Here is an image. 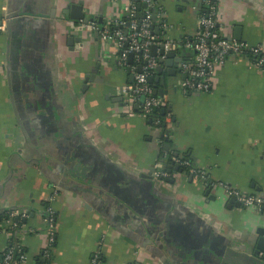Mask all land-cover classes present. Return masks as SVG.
Returning <instances> with one entry per match:
<instances>
[{
  "label": "crops",
  "instance_id": "0c3cea01",
  "mask_svg": "<svg viewBox=\"0 0 264 264\" xmlns=\"http://www.w3.org/2000/svg\"><path fill=\"white\" fill-rule=\"evenodd\" d=\"M157 1L175 40L195 33L210 2L222 35L264 42V0ZM78 2L87 19L104 23L137 3L0 0L2 19L20 13L10 35L0 30V250L19 244L27 264H39L46 206L55 212L51 264H88L98 247L103 264H216L213 253L252 250L264 209L235 206L222 187L187 171L163 181L145 176L169 151L205 168L212 181L262 193L264 70L228 58L211 91L190 93L179 54L174 72L164 57L152 84L171 113L168 150L163 128L127 104L122 87L132 74L117 49L63 12ZM19 210L27 212L20 226L8 224V212Z\"/></svg>",
  "mask_w": 264,
  "mask_h": 264
},
{
  "label": "built area",
  "instance_id": "2783aa9c",
  "mask_svg": "<svg viewBox=\"0 0 264 264\" xmlns=\"http://www.w3.org/2000/svg\"><path fill=\"white\" fill-rule=\"evenodd\" d=\"M145 6L139 12L136 4L128 3L123 7V14L115 20L104 23L102 27L96 21L89 20L86 23L78 21L79 29L95 31L103 42L112 44L118 51V63L123 67H128L133 80L130 84L122 87V92L128 102L136 105L139 115L144 117L153 116L154 112L167 107L166 98L159 97L154 93V86L149 80L154 76L160 61L166 57L170 51L179 54L180 60L177 65L183 74V89L190 93L209 92L214 87L216 70L222 66L228 58L247 59L251 66L264 70V42L249 44L245 41L229 39L219 32L217 25V7L214 3L208 2L203 7L197 19V29L189 37L175 40L169 36L172 30L171 24L165 17V11L157 0H139ZM138 14V16H136ZM155 14V21L152 19ZM122 17L126 19L123 20ZM111 23L116 25L111 27ZM155 28L158 31H155ZM5 29V20L0 23V30ZM163 50L161 56L151 53V47ZM182 46L191 52L185 58L178 53V48ZM132 54V62H127L128 55ZM254 56V58H251ZM162 58V59H161ZM141 70H138V67ZM128 107V105H127ZM128 113L132 114V109L128 108ZM170 111L164 112L163 122L165 126L170 123ZM152 123H160L156 116H153ZM174 165L185 167L195 179L205 181L208 185H218L222 187L227 196L234 197L236 201L244 207H253L257 211L264 209V191L262 193H245L239 189L221 181H212L208 171L195 165L192 161L181 157H172ZM150 175L155 180H167L173 175L165 169L164 162H157L151 170ZM51 195L50 199H53ZM46 232L45 245L41 251L42 261L39 264H51L52 247L54 244V223L55 212L51 206L45 207ZM6 222L9 224L13 217L17 219L13 226H20L19 221L27 217L26 211L8 212ZM102 240V239H101ZM28 257L21 245L10 246L0 250V264H27ZM88 264H103L102 250L98 247L91 255Z\"/></svg>",
  "mask_w": 264,
  "mask_h": 264
},
{
  "label": "water",
  "instance_id": "95a60500",
  "mask_svg": "<svg viewBox=\"0 0 264 264\" xmlns=\"http://www.w3.org/2000/svg\"><path fill=\"white\" fill-rule=\"evenodd\" d=\"M137 1V7H144L145 4L144 3H141L139 0H136ZM211 1H215V0H211ZM68 9H70V11H67V9H65L63 12L65 14L70 13V15L67 16V18L71 17V19H73L74 21H83V22H87L89 20H94V18H96V16L93 18V19H87L85 17V13L83 12L82 10V4L81 2H78V3H71L67 6ZM21 12V11H20ZM20 13L16 14V13H11L10 11H7L5 13V28H6V31L7 33H11V28H12V21L19 16ZM139 16L140 13H139ZM152 19L155 21V14H153L152 16ZM1 20H2V15H0V23H1ZM97 23L99 24L100 27H102L104 25V22H103V19L102 17H98L97 18ZM155 31L157 32L158 29L155 28ZM239 34V33H238ZM229 39H232L231 37H228ZM234 38H237V39H240L241 37L239 35H237V33L235 34ZM155 50H156V46H152L151 47V53L152 54H155ZM161 53H163V50L161 51ZM167 57H168V60L166 61V65H168L170 67V70H172V72H174V68H173V62H174V59H175V52L174 51H170L168 52L167 54ZM132 54L130 53L128 55V61L129 63L132 62ZM161 63V61H160ZM138 70H141V67L139 66L138 67ZM162 70V66L159 65L157 67V71H161ZM89 77H85L84 79V84L87 83V80H88ZM156 79L158 78L157 76H152L150 77V81H152L153 79ZM160 80L162 81L163 83V77H159ZM131 79L133 80V77L131 75ZM154 93H156V91L154 90ZM162 112L164 113L165 110L163 109ZM167 135L164 136V133H162V138L164 137V140H165V148H167L168 150L170 149L171 147V144H170V139H169V134H170V130L169 129H166V132H165ZM175 157L178 156V153H175L174 154ZM77 166H79L77 164ZM179 168V166L175 165V169ZM74 170H77V167L75 166L69 173L72 175V176H76V174H72ZM179 172H182V170H179ZM69 174V175H70ZM146 178L148 179H153L151 177V175L149 176H145ZM158 181V180H157ZM171 181V179H170ZM230 202L233 203L235 206H239L240 204L236 201V199L234 197H232L230 199ZM17 218L16 217H13L12 218V221H15ZM256 239H255V242L253 243L252 245V250H251V247H245L243 246V248H236L235 250L231 249V248H227L226 250H224V252H218V253H213L212 256L215 258L214 261L216 264H227L229 262H236L237 264H264L263 263V260H264V255L260 258H258L259 256V251H264V229L263 228H258L256 230ZM250 245V246H251ZM231 258V259H230Z\"/></svg>",
  "mask_w": 264,
  "mask_h": 264
},
{
  "label": "trees",
  "instance_id": "16d2710c",
  "mask_svg": "<svg viewBox=\"0 0 264 264\" xmlns=\"http://www.w3.org/2000/svg\"><path fill=\"white\" fill-rule=\"evenodd\" d=\"M142 8H143L142 6L141 7H137V4H136V9H137L138 14L142 10ZM203 11H204L203 8H201L200 12H203ZM138 14L136 16H138ZM122 19L125 20L126 18L125 17H122ZM93 21H96V20H93ZM111 27L112 28H115L116 25H113V23H111ZM187 52H189V51L185 50V48H183L182 46H180L178 48V53H181L183 55H186ZM251 58H254V56H252ZM127 62H129V61L127 60ZM156 73L154 72V75ZM151 83H152V81H151ZM162 110H163V108L157 109L154 112V115L153 116H156L159 119V121H160V123H158L156 126L163 128V133H165L166 132V129H165L166 126H165V123L163 122L164 113L162 112ZM164 110L168 111V108L167 107H164ZM153 116H149L148 117V118L151 119V122L153 121ZM163 139H164V137H163ZM173 156H174L173 153H171V152L168 151L167 158L164 161V163H165V169L166 170H169L171 173H177V172H179V170L187 171V169L185 167H179V168L175 169V165L172 162V157ZM183 158L186 159V160H189L187 157H183Z\"/></svg>",
  "mask_w": 264,
  "mask_h": 264
}]
</instances>
